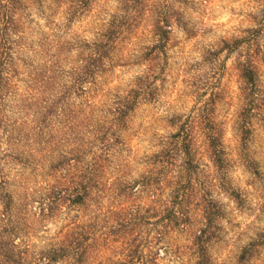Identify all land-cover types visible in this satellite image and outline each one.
I'll list each match as a JSON object with an SVG mask.
<instances>
[{"label":"clouds","instance_id":"9594fccd","mask_svg":"<svg viewBox=\"0 0 264 264\" xmlns=\"http://www.w3.org/2000/svg\"><path fill=\"white\" fill-rule=\"evenodd\" d=\"M0 264H264V0H0Z\"/></svg>","mask_w":264,"mask_h":264}]
</instances>
